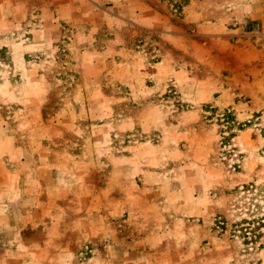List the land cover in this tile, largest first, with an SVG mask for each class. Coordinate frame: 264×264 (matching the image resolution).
Masks as SVG:
<instances>
[{"label": "rangeland", "instance_id": "1", "mask_svg": "<svg viewBox=\"0 0 264 264\" xmlns=\"http://www.w3.org/2000/svg\"><path fill=\"white\" fill-rule=\"evenodd\" d=\"M0 264H264V0H0Z\"/></svg>", "mask_w": 264, "mask_h": 264}]
</instances>
